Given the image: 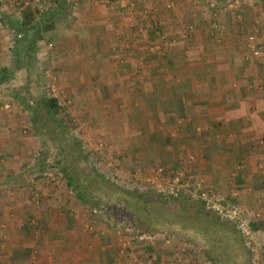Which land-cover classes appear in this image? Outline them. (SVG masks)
<instances>
[{
  "label": "crops",
  "instance_id": "1",
  "mask_svg": "<svg viewBox=\"0 0 264 264\" xmlns=\"http://www.w3.org/2000/svg\"><path fill=\"white\" fill-rule=\"evenodd\" d=\"M33 1L0 0L1 67L14 61L11 24L26 7L36 9ZM41 1L55 6L36 9L40 30H47L37 49L53 43L62 94L73 98L94 128L108 129V138H127L125 145L134 147L122 158H133L134 174L144 175L140 168L152 161L150 151L158 152L167 160L161 162L167 177L205 181L220 205L238 206L264 252V77L259 70L241 72L244 66L233 58L235 26L226 25L230 33L216 42V30L210 31L216 23L204 29L210 13L195 0ZM157 24L162 36H155ZM153 40L159 52L151 58ZM244 60L254 65L248 55ZM26 120L33 126L29 116L0 111V264H209L198 247L183 250L177 238L150 243L112 234L100 223L93 231L85 224L70 229L64 215L53 211L58 192L51 187L35 186L47 198L36 208L26 200L33 186L23 188L32 172L26 155L34 145L17 133ZM30 220L41 227H27Z\"/></svg>",
  "mask_w": 264,
  "mask_h": 264
},
{
  "label": "trees",
  "instance_id": "2",
  "mask_svg": "<svg viewBox=\"0 0 264 264\" xmlns=\"http://www.w3.org/2000/svg\"><path fill=\"white\" fill-rule=\"evenodd\" d=\"M106 1L108 0L104 3L108 4L111 0ZM212 1L216 3L215 6L219 5L220 9L221 3L225 4V0ZM259 1L264 3V0ZM49 2L51 7L55 6L53 1ZM36 12V9L28 6L21 11L18 20L11 24L15 31V45L11 49L14 64L8 67L0 66V86L7 85L9 77L21 66L17 59L18 56L26 57L27 61H24L22 65L27 68L32 63L35 64L37 44L43 41L42 34L47 31L45 27L44 31L40 30ZM188 26H190L189 30L193 28L192 24ZM159 29L160 27H157L153 30L160 32ZM212 29L214 28L210 27V31ZM225 30L226 28H224V33ZM215 33L217 34L214 40L217 42L223 33L218 31ZM50 44L53 48V43ZM52 51L53 49L49 52ZM31 68H34V65ZM43 71L46 75L45 70ZM27 86L31 87L29 84ZM33 88L37 89L34 85ZM5 91L2 90V92ZM8 94L13 103L19 101L25 109L27 108L30 122L37 135L42 136V127H46V123L42 121L46 120L49 123L47 126L53 135L47 136L46 140L51 141L57 148V158L51 167L64 177L67 189L73 195V200L85 202L96 208L101 205L107 212L120 215V218L126 221V230L131 231L130 233L135 237L143 236L144 240L146 238L149 242L153 241L151 237H156V233H160V239H162L161 235L185 236L191 244L198 247L209 264L252 263L251 247L247 240L242 239L236 223L207 208L205 200L200 197L201 192H208L210 189L205 181L183 178L187 187L182 189L177 197L169 198L162 197L157 186H147L144 182L135 179L124 182V178L117 177L113 178L116 182L111 184L106 181L104 173L89 167L84 169L79 167L85 159L79 158L82 157L79 143L68 136L66 129L58 124V116L65 114V108L60 105L57 98L50 96L47 92L38 91L33 94L29 90H27V96L20 95L17 91ZM11 101L7 103L12 105ZM43 166L46 165L43 164L42 169ZM201 181V187L197 189L196 186ZM123 185L124 188H121ZM202 214H205L206 218L201 217ZM27 227L30 225L27 224ZM253 227L248 226L252 234L254 233Z\"/></svg>",
  "mask_w": 264,
  "mask_h": 264
},
{
  "label": "rangeland",
  "instance_id": "3",
  "mask_svg": "<svg viewBox=\"0 0 264 264\" xmlns=\"http://www.w3.org/2000/svg\"><path fill=\"white\" fill-rule=\"evenodd\" d=\"M195 1H197L198 5L203 6L204 9L206 8L204 12L210 13L208 17V22H206L205 25L206 28L204 29H207L209 23L210 24L216 23L212 25L214 29H215V25L216 26L220 24L224 25L226 28L225 32L228 31L226 25L235 26V30L237 29L233 40L235 41L234 43L235 45H233L235 55H233V58L235 57V59H238L240 61V64L244 66L241 72L244 71V73L248 75V74H252L253 72L258 73L257 70H259L261 71L260 73H262V76L264 77V68H261L264 66H260V65L257 66L253 63L254 65H252L251 67L249 66L250 65L249 62H246L244 60L245 56H247V50L245 49L244 46V39L246 38L245 36L251 32L261 33V31H264V3L260 2L259 0H234L237 2L233 3L231 6H228L226 5V3L230 0H225L224 1L225 4L221 3L222 7L220 9L219 5L218 6L212 5L213 3L212 0L210 1L195 0ZM217 7L219 9H217ZM171 8L172 6L168 7V9ZM222 17L223 19L219 20ZM228 18L229 20L227 21ZM40 19L41 18H39V20ZM218 21H223L225 23L222 22L220 23ZM0 24H1L0 29H3L1 18H0ZM188 25L189 24H187L186 26ZM154 27L156 28L158 27V25ZM228 32L230 33V30ZM152 33L151 35L153 36ZM229 33H227V35ZM157 35L162 36V34L159 33L158 31L156 32L155 36ZM231 35L233 34L231 33ZM7 36L8 38H10L9 35ZM160 38L161 37L157 39ZM157 41L158 40L155 41L153 40L152 43L155 44V46H151L150 48H148V53H149L148 56H150L151 58L157 56V52H159L158 50L159 41L158 42ZM49 44L50 42L44 44L43 47V49H46L47 51L45 50L43 52V49L42 51H39L38 49L36 50L35 64L32 63V65H29L28 66L29 70L25 65H22L24 61H27L26 57H24L23 55L18 56L17 59L21 66L14 71L12 76L9 77V81L7 85L0 86V104L11 101V98L8 93L15 91H17V93L23 96H27V90H29V92L33 94H36V92L38 91L47 92V94H50V96L57 98L59 100L60 105L65 108L64 111L65 114L63 113L58 116V124H61L66 129L65 131L67 132L68 136H70L73 140L75 139L79 143L81 156H82L79 158L85 159L83 160L81 166L79 167H81V169H84L85 167H89L93 170H97L102 174L104 173L106 175L105 177L106 181L110 182L111 184H114V182H116L115 181V179L117 178L116 176H120L119 178H124V182L129 179H135L142 182L145 178L148 177V175L146 174L149 171L152 174V170L161 167L163 168L164 164H162L161 162H163L165 159L160 158L158 156V152L154 153L153 151H150L151 156H153V158L151 159L152 162L149 161V163H147L148 166L145 169L140 168V171L144 170L145 172L144 175L134 174V172H132L133 170H131L130 167L131 163L129 162H133L134 161L133 158L130 161L124 160V158H122V155H124L122 152H128V150L126 149L129 148L130 151L132 150V147H134V146L128 147V145H125V143L128 141L127 138L122 137L120 139L117 137V133H115V137L118 139L111 140L110 138H108L106 135V131L108 129L99 130L94 128V125L92 124L91 120L85 118L86 113H81V110L78 109V105L76 104V102L75 104L73 103V98L70 99V97L64 95V93L62 94L61 90H59L60 82L58 81V77L56 75L57 72H55L56 66H54L56 58L54 59V56L52 55L53 52H49L50 50L49 48H47ZM220 44H222V42ZM224 46L225 45L223 43L222 46L220 47H224ZM38 51H39V55L37 56ZM10 56L12 60L13 56L11 55V53ZM46 58L47 60L49 59V62L47 61V63L45 64ZM37 63H39V66H37ZM12 64L14 63H11L10 66ZM33 65L34 68H31L33 67ZM111 69L114 70L115 66H111ZM253 69H255V71ZM43 70H45L46 75H44ZM194 72L197 73V71ZM53 78H55V80ZM52 80H54L55 82V92L53 93L50 92V89L48 87L52 83ZM203 83L204 82H202V84ZM28 84L31 86L29 87L30 89L27 86ZM33 85L37 89H34ZM175 85H177V83L172 84L171 87H175ZM262 88L264 89V87ZM2 90H6V91L2 92ZM12 106H13L12 107L13 110L11 112H4V111L1 112H3L4 114H10L16 116V118L18 119L21 117V115H25V117L29 116V113L25 111V106L22 109L18 108V106H20L19 101L12 103ZM42 122L46 123V127L43 126L42 127L43 130L42 128H41L42 131L40 130L42 136L37 135L33 126L31 125L29 126L27 120L25 123L19 126V130L17 132L20 135V138L26 140L30 144H34L33 149L31 147L30 153L26 155V157L29 159L28 162H30L27 165L31 166L30 168H32V172L26 175L23 183V188L25 187L29 188L33 186V188L30 189V192L28 191L26 193V200H28L36 208L41 209V205L45 203L47 198L45 197L46 195L41 194L42 196H40V193L39 191H36L35 186H38V188L42 187L41 190H43L44 188L51 187L54 188L56 192H58L55 195L56 197H58V199H56L55 201L56 205H54L56 208H54V210L53 208H51V210L56 212V214L58 215H64L63 218L64 220H66V222L65 221L63 222L65 225H67L68 228L70 229L75 228L76 230H79L81 229V225L85 224L87 226L86 228L88 231L89 230L93 231V228H95V226L100 223L103 224V227L105 229L108 228L110 231H112V234H117L122 236L125 233H130L131 231L129 232L128 230H126L127 227H125L127 226L126 221L120 218V215H115L114 213L107 212V210L104 209L105 207L101 205L98 208H96V207H91L89 204L85 202H77L73 200V195L71 191L67 189L66 180L61 175V173L57 172L56 169L53 170L51 167V165L54 163L55 159L57 158L56 156L57 148L56 146H54V144L51 141L48 142L46 140L47 136L53 135L47 126L49 123H47L46 120L45 121L43 120ZM102 133L103 135H101ZM163 138H161L160 140H163ZM33 139L35 143L32 142ZM166 161L167 160H165V162ZM43 164L46 166H43L44 168L42 169L41 166ZM150 166H152V168ZM79 172H83V171L79 170ZM154 184L157 187L161 186L162 189L166 187L168 183L165 181H157ZM121 188H124V185L121 186ZM34 212L37 213L38 210L33 211L32 215H34ZM202 216L206 218L205 214H202L201 217ZM40 223L41 222L39 220H30L29 222L32 229H35L36 225L37 227H41ZM247 229L249 228L247 227ZM0 230H2L1 223H0ZM159 234L156 233V237H151L153 243L157 242L158 240H161L159 238L160 237ZM249 234L251 236L253 235L251 232H249ZM161 238L162 239L165 238V240L166 239L174 240L177 238L179 242H182L184 248L183 250H186V246L187 247L190 245L193 246V244H191L185 236H182L180 234L179 235L170 234L169 237H167V235H161ZM186 243H188V245ZM123 246H121V249L124 248Z\"/></svg>",
  "mask_w": 264,
  "mask_h": 264
},
{
  "label": "built area",
  "instance_id": "4",
  "mask_svg": "<svg viewBox=\"0 0 264 264\" xmlns=\"http://www.w3.org/2000/svg\"><path fill=\"white\" fill-rule=\"evenodd\" d=\"M109 1V0H108ZM106 1V2H108ZM237 1H228L226 5L231 6L233 3ZM216 3H212L214 6ZM33 5L36 7L38 12H45L50 7V2L44 3L40 0H34ZM1 25V24H0ZM223 25H215L216 31L223 33L224 31ZM214 29V30H215ZM217 42H220V38L217 39ZM245 49L247 50L248 60L253 62L254 64L264 66V33H256L251 32L249 33L246 38L244 39ZM49 50L52 49V44L47 46ZM48 76V75H47ZM55 80V78H53ZM52 80V83L48 86L50 92H55V82ZM12 105L9 103L0 104V111L4 112H11ZM120 177V176H116ZM123 177V176H121ZM157 181H165L168 184L166 187L161 189V186H158V191L162 197H177L182 189L187 187L186 182H183V175L175 174L174 176L167 177L163 168H158L152 171V174L145 178L143 182L147 184V186H155V182ZM202 181L199 182L196 186L197 189L201 187ZM200 197L205 200L206 207L210 208L213 211L218 212L224 218H227L236 223V227L242 237L248 241V245L251 247L252 251V263L251 264H264V252L260 249V247L256 246L253 243L251 235L249 234L250 230L247 229L245 221L240 216L239 207L235 204H227V205H220L219 201L216 199L213 193L208 190V192H201Z\"/></svg>",
  "mask_w": 264,
  "mask_h": 264
}]
</instances>
